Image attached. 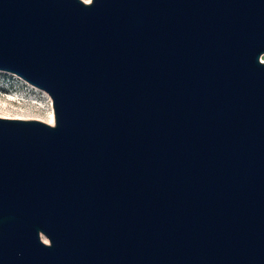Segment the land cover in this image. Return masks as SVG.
<instances>
[{
  "label": "water",
  "instance_id": "water-1",
  "mask_svg": "<svg viewBox=\"0 0 264 264\" xmlns=\"http://www.w3.org/2000/svg\"><path fill=\"white\" fill-rule=\"evenodd\" d=\"M263 54L264 0H0L54 115L0 116V264H264Z\"/></svg>",
  "mask_w": 264,
  "mask_h": 264
},
{
  "label": "rangeland",
  "instance_id": "rangeland-1",
  "mask_svg": "<svg viewBox=\"0 0 264 264\" xmlns=\"http://www.w3.org/2000/svg\"><path fill=\"white\" fill-rule=\"evenodd\" d=\"M261 58L262 60H264V54L261 56ZM24 81L26 80L16 73L0 69V110L5 109L12 113L20 112V108L22 109L23 114H27L30 116H39L43 120L47 119L50 111L52 110L53 112L51 97L45 90L39 87L37 88H39L40 90H35ZM6 94H12L15 99H23L20 100L19 103L16 102V100L11 101L6 99ZM30 96H33L40 103V105H36L30 102ZM2 104H5V106H1ZM12 105L15 106L16 109H12ZM42 239H44L43 235ZM45 241L48 242L47 238L45 239Z\"/></svg>",
  "mask_w": 264,
  "mask_h": 264
},
{
  "label": "bare ground",
  "instance_id": "bare-ground-1",
  "mask_svg": "<svg viewBox=\"0 0 264 264\" xmlns=\"http://www.w3.org/2000/svg\"><path fill=\"white\" fill-rule=\"evenodd\" d=\"M86 1H88V0H86ZM24 82H26L27 84H29L32 88H34L35 90H40L39 88H37V86L35 87V85H33V84H31V83H29V82H27V81H24ZM6 96V99H8V100H16V102H20V100H22L23 98H17V99H15L14 98V96L12 95V94H6L5 95ZM29 101L30 102H32V103H34V104H36V105H40V103L33 97V96H30L29 97ZM1 106H5V104H2ZM11 108L12 109H16V107L15 106H11ZM19 110H20V112H9V111H7V110H0V116H7V117H17V118H38V119H41V120H43L41 117H39V116H30V115H27V114H23V111H22V109H20L19 108ZM53 120H54V115H53V112H52V110L50 111V114L48 115V118L47 119H45L44 121H46V122H49V123H51V124H53ZM43 240H45L46 238L43 236Z\"/></svg>",
  "mask_w": 264,
  "mask_h": 264
}]
</instances>
